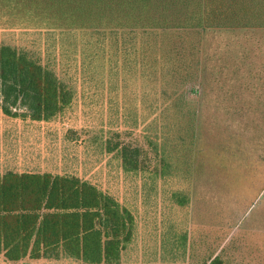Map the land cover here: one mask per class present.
Segmentation results:
<instances>
[{
    "label": "rangeland",
    "instance_id": "1",
    "mask_svg": "<svg viewBox=\"0 0 264 264\" xmlns=\"http://www.w3.org/2000/svg\"><path fill=\"white\" fill-rule=\"evenodd\" d=\"M73 1L58 6V0H0V45L52 70L68 93L60 112L44 122L30 120L21 102L6 115L0 95V175L74 176L114 197L136 221L121 264H210L217 257L223 264H264V101L241 91L230 101L237 96L245 106L235 107V101L220 110L223 101L204 104L226 88L222 82L237 87L245 76L234 57L246 36L206 33L210 71L198 88L184 72L198 47L191 31H112L106 11L111 3L97 26L105 29L66 23L68 28L60 11L46 17L61 6L72 12ZM166 1L154 0L164 11L152 10V17L166 16L174 24L198 11ZM261 32L249 43L264 56ZM226 67L231 71L220 82L217 69ZM189 86L201 90L189 95L193 107L202 98L195 148L187 133L192 113L180 108ZM208 119L222 125L231 140L222 132L217 139ZM124 149L136 170L124 168ZM0 264L84 263L69 258L10 263L0 253Z\"/></svg>",
    "mask_w": 264,
    "mask_h": 264
},
{
    "label": "trees",
    "instance_id": "2",
    "mask_svg": "<svg viewBox=\"0 0 264 264\" xmlns=\"http://www.w3.org/2000/svg\"><path fill=\"white\" fill-rule=\"evenodd\" d=\"M67 1L70 0H58V6ZM179 1L181 4L185 2L182 5L184 8L193 6L198 11L195 15L186 14L184 19L174 24L168 23L166 16L162 19L152 17V10L159 7L154 0H74L72 12H67L70 6H61L51 8L45 15L50 19L56 11H60L59 20H64L65 24H72L75 28L86 24L89 29H103L97 26L105 20L104 10L111 3L106 11L112 14L109 28L112 31H191L189 37L197 39L198 47L186 63L184 72L189 73L187 79L195 80L198 88L203 85V76L210 71L203 47L206 33L211 30L225 35L242 33L246 41L237 42L236 48L243 50L234 60L236 64L243 65L240 72L245 76L237 87L228 86L231 81L222 80L228 77L227 72L231 69H217V80L225 83L226 88L218 90V97H207L204 104L223 101L225 103L220 102L219 107L220 110H226L230 109L227 105H235L237 101L235 107H242L244 104L237 99L241 91L242 95L258 96L264 101V56L254 52L253 45L249 43L264 29V0H221V5L214 0ZM194 2H198V5H194ZM159 4L169 3L159 0ZM159 9L164 11L163 7ZM236 48L231 51L234 52ZM247 66L251 69L247 70ZM186 89L180 108L183 110L188 106V112L192 113L187 133L191 148H195L202 122V98L193 107L189 95L196 93L199 96L201 90H192L190 86ZM231 89L236 92H231ZM66 90L52 70L30 58L27 53L0 45V95L5 98L6 105L2 110L6 115H10L11 106L21 102L28 106L30 120L49 121L66 104ZM235 95L236 99L232 103L230 96ZM206 96L205 92L203 97ZM208 121L217 139L218 133L222 132V137L225 136L226 141H229L230 135L224 132L222 125L214 124L213 119ZM217 145L218 142L215 150L220 155ZM243 158H247L245 153ZM122 160L125 169L138 168L136 162L132 166V159L126 149L122 151ZM135 227V217L127 208L111 195L77 177L14 172L0 175V253H4L10 262H20L26 258H69L84 264H121L122 254L133 240ZM210 264L223 262L217 257Z\"/></svg>",
    "mask_w": 264,
    "mask_h": 264
},
{
    "label": "crops",
    "instance_id": "3",
    "mask_svg": "<svg viewBox=\"0 0 264 264\" xmlns=\"http://www.w3.org/2000/svg\"><path fill=\"white\" fill-rule=\"evenodd\" d=\"M10 262V261H9ZM10 263H13V262H10Z\"/></svg>",
    "mask_w": 264,
    "mask_h": 264
}]
</instances>
